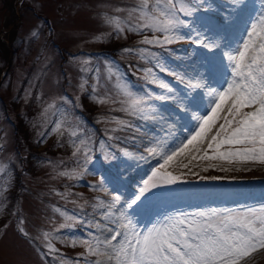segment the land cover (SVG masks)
Segmentation results:
<instances>
[{
  "label": "rangeland",
  "instance_id": "1",
  "mask_svg": "<svg viewBox=\"0 0 264 264\" xmlns=\"http://www.w3.org/2000/svg\"><path fill=\"white\" fill-rule=\"evenodd\" d=\"M138 4L139 0H0V264H51L35 249L43 243L44 232H53L65 222L74 223L76 231L66 235L53 233L51 237L55 247L64 253L58 257L60 264H73L67 258L86 255L81 243L85 230L80 220L82 216L101 219L100 210L94 211L92 206L105 198V191L90 189L75 178L61 175L64 171L81 170L77 160L82 158V151L73 156L76 145L83 149L84 143L95 147L102 139L107 142L108 136L129 137L120 141V147H126L133 157L126 158V162L120 160L118 168L126 176L125 183L132 187L157 166L158 156L153 155L152 162L146 157L151 155L146 141H166L165 130H170L171 122H165L162 128L157 126V133L152 130V122L139 132L122 129L117 122L138 123L121 110L131 102L125 95V75L137 89L147 84L157 91L155 85L148 84L152 76L145 73L146 68H152L170 86L176 83L172 76L159 73L154 62L138 53V49L150 47L140 41L143 35L151 33L129 32L126 23L121 25L125 28L123 33L116 32V23L126 21L129 11ZM253 4L252 10L259 0H253ZM169 47L177 49L167 57L169 66L180 63L176 57L198 64L214 54L219 61L215 49L210 53L208 49L195 48L187 39ZM124 48L133 51H121ZM113 60L119 62V72L109 71L108 62ZM65 97L72 102L68 103ZM166 107L165 116L174 113L173 106ZM178 127L172 128L173 136L178 134ZM133 136L135 141L130 138ZM171 139L169 136L168 140ZM161 150L156 148V152ZM196 162L199 165L192 170L199 176L225 179L200 180L189 175L188 183L167 190L156 189L147 202L145 218L172 205L264 204V190L242 180L247 174L264 173V162ZM96 163L101 166L99 160ZM174 163L168 167L169 171L175 174L187 171L179 167L178 160ZM208 164L217 167L204 171ZM118 168L114 166L110 175H118ZM99 179V175L84 176L91 183ZM54 207L60 212L54 211ZM72 216L75 220L69 219ZM20 219L30 236L39 237L41 244H30L20 235ZM71 235L77 237L75 246ZM250 264H264V256L252 259Z\"/></svg>",
  "mask_w": 264,
  "mask_h": 264
},
{
  "label": "snow or ice",
  "instance_id": "2",
  "mask_svg": "<svg viewBox=\"0 0 264 264\" xmlns=\"http://www.w3.org/2000/svg\"><path fill=\"white\" fill-rule=\"evenodd\" d=\"M253 7V0H139L129 11L128 19L116 23L117 33L125 31L121 26L125 23L129 32L151 33L143 35L140 41L150 47L140 48L138 53L154 62L159 73L172 76L176 82L170 86L158 78L156 71L146 68L145 73L152 76L148 84L155 85L157 91L147 84L137 89L125 75V95L131 102L121 110L138 123L118 120V124L122 129L139 132L149 122L155 131L161 122L170 121L171 128L179 126L178 134L173 136L166 129L164 140L172 137L167 143L146 141L150 146L148 152L159 158L157 166L136 187L125 183L126 176L118 168L120 160L126 162V158L133 157L126 147H120V141L129 137L108 136L107 142L102 139L95 147L84 143L83 149L76 145L73 156L82 151V158L77 160L81 170L64 171L61 175L75 178L90 189L105 191V198L92 206L94 211L100 210L101 219L81 217L80 226L85 230L81 243L86 255L66 257L73 264L81 261L84 264H250L256 255L264 256V204L172 205L148 218L144 216L147 202L156 189L167 190L188 183L189 175L200 180L225 179L199 176L192 170L198 166L194 161L264 162V0H259L254 10ZM185 39L195 48L202 47L210 53L215 49L219 61L214 54L198 64L176 57L180 63L169 66L167 57L177 51L169 46ZM118 64L109 61V71L119 72ZM168 104L175 111L165 116ZM59 128L57 123L56 129ZM130 138L135 141V136ZM156 148L162 150L157 153ZM180 157L187 159V163H179L187 171L179 174L169 171L168 167ZM114 166L119 172L116 176L110 175ZM216 167L208 164L203 170ZM87 174L99 175L100 179L96 183L88 182L84 180ZM53 210L60 212L58 207ZM69 219L75 220V216ZM23 225L24 220L20 219V235L30 244H41L39 237L30 236ZM75 231L74 223H62L53 232H44L43 243L35 250L51 264H60L58 257L64 253L55 247L51 237L53 233L66 235ZM71 240L75 246L77 237L71 235ZM89 256L103 259L90 260Z\"/></svg>",
  "mask_w": 264,
  "mask_h": 264
},
{
  "label": "bare ground",
  "instance_id": "3",
  "mask_svg": "<svg viewBox=\"0 0 264 264\" xmlns=\"http://www.w3.org/2000/svg\"><path fill=\"white\" fill-rule=\"evenodd\" d=\"M217 60V59H216ZM185 119H187L186 117H185ZM163 125H165V122H162L160 125H159V127L160 128H162L163 127ZM170 131H172V128H170ZM154 132H159V128H155V131ZM150 139V138H149ZM168 141H170V140H167V141H163V142H161L162 144L163 143H166V142H168ZM158 153V152H157ZM153 155L151 154V155H146V157H147V159L149 160V158H151V162L152 161H154L155 159H154V157H152ZM177 160L179 161V162H184V163H187V159L186 158H184V157H180V158H177ZM194 164H197V162L196 161H194L193 162ZM174 165L176 164V163H173ZM199 165V164H198ZM171 166V165H170ZM191 167V166H190ZM247 175H249V176H247V177H244V179H242V180H244L243 182H245V184L246 185H257V189H259V188H261L262 189V191L264 190V173H255V174H247ZM230 177V176H229ZM210 181V180H209ZM212 184V183H211ZM231 184V183H230ZM229 184V185H230ZM262 256L261 255H256L254 258H261ZM253 258V259H254ZM91 260V259H90Z\"/></svg>",
  "mask_w": 264,
  "mask_h": 264
},
{
  "label": "water",
  "instance_id": "4",
  "mask_svg": "<svg viewBox=\"0 0 264 264\" xmlns=\"http://www.w3.org/2000/svg\"><path fill=\"white\" fill-rule=\"evenodd\" d=\"M9 60H7V63H8Z\"/></svg>",
  "mask_w": 264,
  "mask_h": 264
},
{
  "label": "trees",
  "instance_id": "5",
  "mask_svg": "<svg viewBox=\"0 0 264 264\" xmlns=\"http://www.w3.org/2000/svg\"><path fill=\"white\" fill-rule=\"evenodd\" d=\"M130 81V80H129Z\"/></svg>",
  "mask_w": 264,
  "mask_h": 264
}]
</instances>
